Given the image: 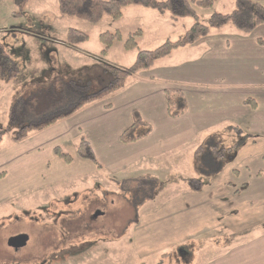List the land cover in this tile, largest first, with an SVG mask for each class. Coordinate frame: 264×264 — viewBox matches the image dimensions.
<instances>
[{
	"label": "rangeland",
	"instance_id": "374dc122",
	"mask_svg": "<svg viewBox=\"0 0 264 264\" xmlns=\"http://www.w3.org/2000/svg\"><path fill=\"white\" fill-rule=\"evenodd\" d=\"M234 8L235 0H213L210 8L196 9L197 20L205 24L212 12L229 13ZM16 12L11 0H0V44L17 67L16 76L9 82L0 80V131L4 133L0 171L5 175L0 178V264H193L209 257L220 259L238 247L237 242L247 239L248 232L237 229L238 220L227 224L222 217L219 225H209L194 235L191 229L174 227V214L168 210L175 207L174 201L181 203L174 197L176 184L184 180L182 173L208 180L212 175H204L207 170V174L223 178L230 172L229 161H241L243 156L258 161V154L264 152V141L247 146L250 150L237 151V141L247 134L229 129L218 117L196 140L177 150L162 153L163 143L149 148V152L160 154L155 160L135 159L141 153L138 148L106 132L100 136L109 137L107 146L100 139L93 141L101 168L84 159L65 163L56 155V161H2L17 149L12 143L20 117L35 123L63 111L64 92L73 93L76 85L85 86L89 93L99 92L113 79L103 65L129 67L138 49L152 50L166 39L176 40L191 27L194 18L173 20L169 13L128 6L117 20L104 15L99 22L90 23L61 14L57 0H29L21 15ZM68 28L86 32L88 41L68 44ZM138 28L142 35L137 39V49L124 50L122 41ZM116 30L121 40L102 54L100 33ZM212 31L215 40L222 33L229 41L234 35L250 37L230 26ZM250 35L264 39V24ZM195 43L176 49L157 65L172 62L170 66L184 74L188 65L210 60L205 47ZM215 60H221L220 55ZM215 110L219 116L220 107ZM112 118L100 117L96 124L108 126ZM91 134L96 137L98 130L94 128ZM52 135L54 146L74 152L76 139L62 135L61 129ZM29 153L26 159L30 160L35 151ZM131 157L133 161H129ZM219 180L203 183L205 191L218 190ZM97 210L102 214L94 216ZM144 212L149 214L144 217ZM230 224L231 228L226 226ZM19 232L26 233L28 241L14 251L6 241ZM182 245L186 252H180Z\"/></svg>",
	"mask_w": 264,
	"mask_h": 264
},
{
	"label": "crops",
	"instance_id": "0c3cea01",
	"mask_svg": "<svg viewBox=\"0 0 264 264\" xmlns=\"http://www.w3.org/2000/svg\"><path fill=\"white\" fill-rule=\"evenodd\" d=\"M212 34L211 30L194 45L205 47L206 53L211 56L210 60L192 63L182 74L176 67L170 66L172 62L157 65L163 60L161 58L150 68L129 76L123 88L103 97H109L108 101H98L103 100L101 98L87 103L53 125L40 131H31L24 139L13 141L17 149L6 154L2 161H56L52 134L60 129L62 135L76 141L85 136L99 161L93 141L100 139L107 146L109 137L100 136L106 132L114 134L118 140L120 132L131 124L134 110L152 127L145 138L126 143L138 148L136 151H141L135 155V159H157L160 154L149 152L148 149L155 148L159 143L164 144L162 153L170 148L177 150L181 145L196 140L198 134L208 130L217 117L229 129L234 128L236 132L240 130L248 135L238 145L237 151L244 152L247 146L264 141V39L255 38L249 33L248 38L234 35V40L229 41L227 34L222 33V37L215 40ZM218 55L221 60H215ZM169 56L171 54L166 57ZM166 89L180 90L186 97L187 110L178 118H170L167 114L164 96ZM219 107L221 113L218 116L215 109ZM106 115L113 116L108 126L96 124L98 118ZM94 128L98 130L99 136L91 134ZM73 147L74 152H70L72 162L83 161L75 152L76 144ZM33 151V158L26 159L32 154L29 152ZM236 155L243 156L237 152ZM245 157H240L241 161H229L227 170L230 172L226 177L217 178L218 174H207V170H204V175H212L208 180L182 173L184 180L176 184L174 198L181 199V203L174 201L175 207L168 209L174 214V227L191 229L194 235H198L209 225H219L224 221L222 217H226L225 223L238 220V231L248 232L244 242H237L235 245L238 247L231 251L227 248L228 253L220 259L209 257L193 264H264V152L258 154V161ZM133 159L131 157L129 161ZM3 174L4 171H0V178L5 177ZM217 179H220L219 189L205 191L203 183L207 181L209 185ZM172 199L168 201L169 205ZM147 214L144 212V217ZM231 225L226 226L231 228ZM165 228L168 229V226L165 225ZM182 248L183 245L180 246V252Z\"/></svg>",
	"mask_w": 264,
	"mask_h": 264
},
{
	"label": "trees",
	"instance_id": "16d2710c",
	"mask_svg": "<svg viewBox=\"0 0 264 264\" xmlns=\"http://www.w3.org/2000/svg\"><path fill=\"white\" fill-rule=\"evenodd\" d=\"M28 1L11 0L17 10L16 15L22 14ZM57 3L61 14L90 23L99 22L104 15L117 20L122 17L123 9L128 6H140L154 9L160 13H169L173 20L191 17L194 18L195 22L176 40L166 39L152 50L138 49L133 63L127 68L103 65V68L112 74L113 79L108 86L99 92L89 93L85 86L76 85L77 87L73 90V93L69 92L67 94L64 92L65 100L61 103L63 111L35 123L24 122L22 117H20V121L18 120V123H20L19 130L13 136L14 141L24 139L31 131H40L53 125L87 103L113 94L124 87L127 78L132 74L148 69L157 60L170 55L174 50L206 37L212 29L230 26L239 32L249 34L257 26L264 24V2H261V0H235V8L232 11L229 13L212 12L205 24L197 20L198 13L196 9L210 8L213 5V0H57ZM141 35L142 30L140 28L130 32L122 41V48L126 51L137 49V39ZM121 37L122 35L118 30L100 33L99 41L103 45L101 53L106 54L115 42L121 40ZM88 39L89 36L86 32L75 28H68L65 33V41L70 45L87 42ZM16 74V63L0 44V80L9 82ZM164 96L166 111L170 118H178L186 112L187 100L182 91L166 89L164 90ZM66 105L68 106L65 107ZM131 117V124L120 132L118 136V140L121 143L126 144L138 141L151 132L150 123L144 121L137 110L132 111ZM14 118L15 120L18 119L16 115H14ZM238 133L241 134L242 132L238 130ZM3 134V131H0V143ZM247 138L248 135H246L245 139H239L236 143L237 146L242 144ZM75 152L79 158L92 162L96 168H101L90 141L85 136H81L78 139ZM53 153L65 163H71L73 160L70 153L61 146H55Z\"/></svg>",
	"mask_w": 264,
	"mask_h": 264
},
{
	"label": "water",
	"instance_id": "95a60500",
	"mask_svg": "<svg viewBox=\"0 0 264 264\" xmlns=\"http://www.w3.org/2000/svg\"><path fill=\"white\" fill-rule=\"evenodd\" d=\"M100 214H102V212L100 210H97L94 213V216H97V215H100ZM27 240H28V235L27 234H25V233L17 234V235H14V236H10L8 238L7 244L9 246L14 247L15 249H17V248L25 246L26 243H27Z\"/></svg>",
	"mask_w": 264,
	"mask_h": 264
},
{
	"label": "flooded vegetation",
	"instance_id": "af4514ba",
	"mask_svg": "<svg viewBox=\"0 0 264 264\" xmlns=\"http://www.w3.org/2000/svg\"><path fill=\"white\" fill-rule=\"evenodd\" d=\"M17 234H23L22 232H19V233H15V234H13V235H11V236H14V235H17ZM26 234V233H25ZM9 238V237H8ZM7 241H8V239H7ZM7 241H6V243H7ZM28 241V240H27ZM8 245V244H7ZM9 246V245H8ZM9 247H11V246H9ZM24 247V246H23ZM14 251H18L20 248H22V247H20V248H17V249H15L14 247H11Z\"/></svg>",
	"mask_w": 264,
	"mask_h": 264
}]
</instances>
